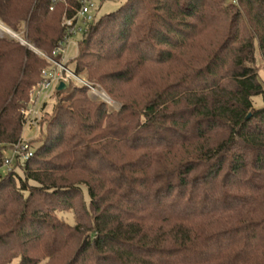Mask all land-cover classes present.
Segmentation results:
<instances>
[{
	"label": "trees",
	"instance_id": "obj_1",
	"mask_svg": "<svg viewBox=\"0 0 264 264\" xmlns=\"http://www.w3.org/2000/svg\"><path fill=\"white\" fill-rule=\"evenodd\" d=\"M80 7L0 0V21L50 55ZM259 60L264 0H127L91 25L73 69L124 105L57 92L33 157L0 173V264H264ZM46 67L0 37V171ZM35 195L72 218L46 262L52 216Z\"/></svg>",
	"mask_w": 264,
	"mask_h": 264
},
{
	"label": "built area",
	"instance_id": "obj_2",
	"mask_svg": "<svg viewBox=\"0 0 264 264\" xmlns=\"http://www.w3.org/2000/svg\"><path fill=\"white\" fill-rule=\"evenodd\" d=\"M230 2L237 4L238 0ZM98 11L99 8L93 0H81V7L76 15L70 19L64 18L62 26L66 32L65 37L50 55L35 49L27 40H23L3 25L13 39L33 50L47 63V67L41 72V80L30 91L26 107L20 111L23 126L22 142L10 149L11 156H6L4 160L3 167L8 173L25 165L33 157L34 149L31 147V142L40 135L47 102L55 100L61 83H64L66 87L73 85L85 88L90 94L103 100L107 99L102 89L96 88L92 83L77 75L71 67L79 56L80 40L89 27L98 21ZM32 129L36 131L35 138L25 141V131Z\"/></svg>",
	"mask_w": 264,
	"mask_h": 264
},
{
	"label": "rangeland",
	"instance_id": "obj_3",
	"mask_svg": "<svg viewBox=\"0 0 264 264\" xmlns=\"http://www.w3.org/2000/svg\"><path fill=\"white\" fill-rule=\"evenodd\" d=\"M97 7L99 8L98 15H97V20H100L103 16H106L108 14H111L121 8L123 4L127 2V0H93ZM231 0H226L227 4H230ZM19 37H21L23 40L26 39V33L25 31H22L21 33H17ZM0 37H7V38H12L7 30L4 28L3 24L0 21ZM260 67L259 71V78L264 84V67L262 66L263 62L261 60L258 61ZM262 64V65H261ZM73 69V66H71ZM74 70V69H73ZM92 83L96 88L102 89L106 95L107 99L103 100L100 97L90 94L87 90V97L90 101L94 103H101L107 106V110L110 113H115L121 110L122 106L124 105V101L121 100H116L110 96L108 91L104 88L103 85L98 84V83ZM33 88V87H32ZM85 89V88H84ZM254 105L256 108H261L264 107V96H259L253 99ZM28 103V102H27ZM55 105V100L53 101H48L47 102V110L45 113L44 118L50 119V114L52 112V109ZM47 133V128L46 125H44L43 128V134ZM23 134V132H22ZM36 136V131L34 129L32 130H26L25 131V141H31L34 139ZM35 140H32L31 142V147L34 149V151L37 149L39 146L38 143H35ZM6 156H11L10 150L7 151ZM7 170L5 168H2L0 173L5 174ZM8 173V172H7ZM35 200L40 199L41 204L43 205V208L45 212L51 214L52 218L50 220L51 223V228L44 239L42 246L38 247V250L42 252V255H44V261H48L51 257V254L56 250L57 247L61 246V244L64 242V234L68 230L67 223L72 222V218L70 213L63 211L60 209L50 198L44 197L41 198L39 195H35L34 197ZM67 221V223L65 222ZM21 259H16L13 260L10 264H19Z\"/></svg>",
	"mask_w": 264,
	"mask_h": 264
},
{
	"label": "water",
	"instance_id": "obj_4",
	"mask_svg": "<svg viewBox=\"0 0 264 264\" xmlns=\"http://www.w3.org/2000/svg\"><path fill=\"white\" fill-rule=\"evenodd\" d=\"M66 89H67V87L64 83H61L58 87V91H60V92L65 91Z\"/></svg>",
	"mask_w": 264,
	"mask_h": 264
}]
</instances>
